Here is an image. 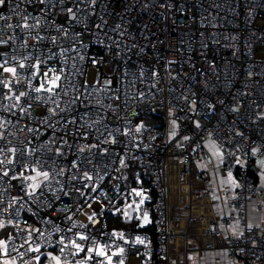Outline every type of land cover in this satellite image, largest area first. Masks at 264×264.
Segmentation results:
<instances>
[{"label":"built area","instance_id":"built-area-1","mask_svg":"<svg viewBox=\"0 0 264 264\" xmlns=\"http://www.w3.org/2000/svg\"><path fill=\"white\" fill-rule=\"evenodd\" d=\"M0 65V261L170 264L167 159L213 193L194 166L210 140L236 187L205 235L264 264L247 215L264 208V0H4Z\"/></svg>","mask_w":264,"mask_h":264},{"label":"crops","instance_id":"crops-1","mask_svg":"<svg viewBox=\"0 0 264 264\" xmlns=\"http://www.w3.org/2000/svg\"><path fill=\"white\" fill-rule=\"evenodd\" d=\"M204 146L207 150L218 149L210 140H207ZM209 155L208 151V157L197 159L194 166L195 171L207 173L213 193H205L204 185L196 177L195 179L181 177L179 160L174 157L167 159L169 226L175 233L169 255L170 264H232L227 250L221 248L215 239L208 238L205 230L209 221L221 219L225 214L227 199L234 193L236 183L232 174L223 171L220 167V154H212L211 157ZM197 194H201L200 198ZM258 200V196L252 197L248 204V221L258 223L264 228V208L257 209ZM189 203H191L190 210L186 207ZM236 227L229 225L227 230ZM185 232L189 235L186 242L183 237ZM7 233L8 227L0 226V242L3 244ZM2 246L0 245V248ZM53 256L58 257L51 251H38L23 264H55L52 260ZM10 263V258L0 261V264Z\"/></svg>","mask_w":264,"mask_h":264},{"label":"snow or ice","instance_id":"snow-or-ice-1","mask_svg":"<svg viewBox=\"0 0 264 264\" xmlns=\"http://www.w3.org/2000/svg\"><path fill=\"white\" fill-rule=\"evenodd\" d=\"M3 2H4V0H0V4H2ZM68 11H71V9H68ZM20 67H24V65L21 63V64H20ZM0 68H3V65H0ZM3 71H4V72L11 73L13 76L16 74V69H15V68H3ZM44 75H45V76H48V73H44ZM59 79H60V76H59V75H56V76H54L53 78H51V79H49V80H47V81L45 82V83H47V84L49 85V87L45 88V84L42 83V84L40 85V87H38V88L35 89V91H36V92H41V91L52 92V91H53V88L58 87L57 81H59ZM0 83H2V81H0ZM7 86H8V85H5V87H7ZM24 95H25V93L21 92V93L19 94V96L16 97V99L19 100L20 97H21V96H24ZM138 130H139V129H138ZM185 139H187V137H186ZM214 154H218V153H214ZM6 174H7V173H5V175H6ZM37 175H40V173H37ZM43 175H44L45 178H47V175H48V174L45 172V173H43ZM230 176H231V174H229V177H230ZM134 191H135V190H134ZM136 195L141 196L142 193H140V192H136ZM140 203H143V200H141ZM89 219H91V217H89ZM144 222H145V223L148 222L147 214H145V216H144ZM0 226H2V225H0ZM79 239H81V240H85V239H87V237L81 235V236L79 237ZM62 242H63V241H61V243H62ZM140 243H143V241H140ZM0 245H3V242H0ZM72 246L75 247V248L77 249L78 252H79V251H83V248H82L79 244H77L75 241H72ZM33 250H34V251H39L38 248H37V249H33ZM5 251H6V246H5ZM88 251H89V252H92L93 249L89 248ZM122 251H123V249H121V252H122ZM61 252H63V249H61ZM96 252H97V255H105V253L103 252V250L100 249V248H97V249H96ZM90 258H91V257H89V259H90ZM52 260L55 261V264H61V261H60V258H59V257L53 256V257H52ZM108 260H109V264H111V257H109ZM120 264H123V262L121 261Z\"/></svg>","mask_w":264,"mask_h":264},{"label":"rangeland","instance_id":"rangeland-1","mask_svg":"<svg viewBox=\"0 0 264 264\" xmlns=\"http://www.w3.org/2000/svg\"><path fill=\"white\" fill-rule=\"evenodd\" d=\"M215 145V144H214ZM211 148H213V145H211ZM209 152H210V157H211V155L212 154H214V153H218V154H215V155H219L220 153H219V150L217 149V150H215V151H212V150H208ZM217 159V158H216ZM210 160H212L211 158H210ZM258 162H260V161H258ZM224 171V170H223ZM228 173H230V172H228ZM148 224V222L147 223H145L144 222V220L142 221V222H140L139 223V226L141 227V226H145V225H147Z\"/></svg>","mask_w":264,"mask_h":264}]
</instances>
